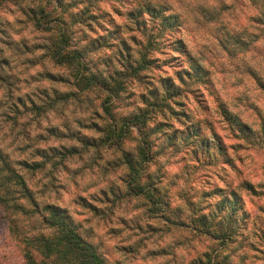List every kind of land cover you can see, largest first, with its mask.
<instances>
[{
  "label": "rangeland",
  "instance_id": "rangeland-1",
  "mask_svg": "<svg viewBox=\"0 0 264 264\" xmlns=\"http://www.w3.org/2000/svg\"><path fill=\"white\" fill-rule=\"evenodd\" d=\"M63 1L70 49L82 50L90 73L121 82L110 103L118 119L147 107L167 79L183 95L170 102L178 115L154 112L149 121L156 157L147 177L166 203L153 212L127 189L125 154H136L137 135L119 149L103 143L109 92L81 93L53 60L56 31L33 22L42 0H7L0 7V153L37 203L64 209L107 264H264V0ZM146 4L174 15L176 25L160 30L151 66L128 74L148 35L158 33L149 13L140 23L130 14ZM180 46L185 54L175 51ZM192 64L204 77L183 84ZM224 110L254 137L234 131ZM157 122L165 124L153 128ZM232 193L238 213L219 211ZM205 214L209 225L230 227L231 238L196 230ZM3 217L0 208V264H25ZM19 227L29 236L48 231L36 217H20Z\"/></svg>",
  "mask_w": 264,
  "mask_h": 264
},
{
  "label": "trees",
  "instance_id": "trees-1",
  "mask_svg": "<svg viewBox=\"0 0 264 264\" xmlns=\"http://www.w3.org/2000/svg\"><path fill=\"white\" fill-rule=\"evenodd\" d=\"M7 0H0V7ZM67 4L63 0H42V6L39 8L33 22L35 26L45 31H56V40L53 43L52 58L61 67L70 71L73 77V85L81 93H87L96 90L106 89L109 93L104 98V108L108 115L107 126L104 131L103 143L109 147L119 149L122 147L130 136L136 134V154H125L126 165L128 170L127 189L129 194L141 196L146 199L153 212L160 211L164 203L160 196L159 188H157L147 177V169L155 160V142L152 139L153 133L149 126L151 115L159 112L166 116L167 112L172 114L173 110L170 102L176 101L182 96L181 87L175 85L167 79L163 81V90L158 95H154V99H149V104L145 108H139L129 117L118 119L110 107V103L114 100L121 82L114 79L112 84L107 79H100L95 74L90 73L86 57L81 49H70L71 35L69 22L65 18L68 12ZM142 12L130 13L134 15L137 23L141 20L139 16L142 13H149L155 24H158L156 34H149V38L144 44V48L140 51V59L136 61V65L132 66L128 74L138 75L140 72L147 70L153 63L151 53L156 50V42L161 39L160 34L164 27H173L176 25V17L174 15H166L164 10L144 5ZM72 18V15H71ZM143 28L147 29L148 25L145 21ZM161 30V31H160ZM156 40V42L154 41ZM175 51L182 52L183 47H175ZM192 70L183 74L180 79L183 84L194 78H203L204 69L196 64H192ZM71 95H65L62 98L68 99ZM177 102V101H176ZM109 104V105H108ZM150 107V108H149ZM165 113V114H164ZM224 118L229 122L231 128L243 135L246 139L254 137V131L246 124L239 121L226 110L223 111ZM186 119L188 115H183ZM178 116V120H183ZM163 122H157L153 128L161 127ZM155 134V129H154ZM262 134L264 136V122L262 125ZM220 148V147H219ZM121 150V149H120ZM61 154V153H60ZM44 164L28 165L26 167L32 170H42ZM235 193L231 194V198L218 203L216 208L221 210L230 209L231 212L238 213L239 207L236 203ZM0 208L4 213V220H7L11 233L14 238L19 241V246L25 264H107L106 259L100 253L98 248L87 241L76 229L70 221L66 211L60 206L49 204L40 206L30 190L25 177L0 153ZM232 214V213H231ZM20 217H36L41 222L47 232H40L32 235H24L20 231ZM211 215H202L196 222V230L205 235H210L218 241H227L231 238L230 227L227 225L214 227L209 225ZM227 219H231L227 217ZM198 223V224H197ZM224 224V221H222Z\"/></svg>",
  "mask_w": 264,
  "mask_h": 264
}]
</instances>
